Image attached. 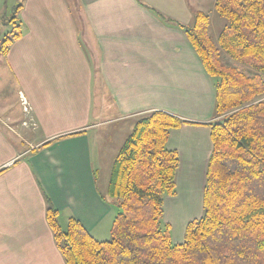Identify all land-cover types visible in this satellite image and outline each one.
Returning a JSON list of instances; mask_svg holds the SVG:
<instances>
[{"label":"crops","instance_id":"crops-1","mask_svg":"<svg viewBox=\"0 0 264 264\" xmlns=\"http://www.w3.org/2000/svg\"><path fill=\"white\" fill-rule=\"evenodd\" d=\"M200 1H26L22 37L0 65V264H66L47 199L63 229L74 218L107 238L115 202L98 188L99 148H121L156 111L192 123L169 136L180 162L165 214L184 234L203 215L215 81L180 26L204 12Z\"/></svg>","mask_w":264,"mask_h":264},{"label":"trees","instance_id":"trees-1","mask_svg":"<svg viewBox=\"0 0 264 264\" xmlns=\"http://www.w3.org/2000/svg\"><path fill=\"white\" fill-rule=\"evenodd\" d=\"M215 10L228 22L217 41L204 12L192 26L180 25L215 81L202 217L187 225L183 242L173 243L164 202L176 194L180 160L167 143L173 130L192 123L149 113L136 122L112 166L109 240L95 239L74 218L63 229L47 199V220L66 264H264V0H216ZM21 37L15 24L0 54ZM223 55L250 74L225 64Z\"/></svg>","mask_w":264,"mask_h":264},{"label":"rangeland","instance_id":"rangeland-1","mask_svg":"<svg viewBox=\"0 0 264 264\" xmlns=\"http://www.w3.org/2000/svg\"><path fill=\"white\" fill-rule=\"evenodd\" d=\"M27 0H0V49L1 45L4 42L5 38L7 36H12V33L14 32V26L15 24H20L21 25V31L24 28V22L21 17V11L23 10V7L25 6ZM70 2H74V0H70ZM200 2L202 3V9L204 13L210 16L211 18V27H210V36L214 41H217L218 36L220 33L223 31V29L227 26L228 22L226 19L221 17L215 10V7L213 5L214 0H201ZM22 4V9L17 11L18 5ZM14 15L17 16V19L13 22L12 19ZM193 24H191L192 26ZM223 61L227 65H233L236 66L239 70L247 72L250 74L248 68L241 66L237 62L233 61L226 55H223ZM3 57L0 54V65L3 64ZM26 112V111H25ZM100 147V146H99ZM122 147V146H121ZM111 148V149H110ZM103 149H106L108 151H104ZM110 149V150H109ZM100 154L103 156V165L100 169V173L97 176L98 179V188L100 193L103 194L107 199L113 200L108 196V184H109V179L111 176V170L113 163L120 151L119 146L117 145L115 148V145H112L111 143L109 145H104L99 148ZM116 151V152H115ZM114 155V156H113ZM116 202L115 200H113ZM202 216L199 218L195 216L193 220L200 219ZM169 219V223L172 224V240L173 243L178 244L183 242L184 239V229H185V224H181L178 222H173L171 219V215L164 214V219L163 222L167 223ZM192 221V220H191ZM65 229V228H64ZM107 238H103L101 240L106 241L111 238V234H108Z\"/></svg>","mask_w":264,"mask_h":264},{"label":"built area","instance_id":"built-area-1","mask_svg":"<svg viewBox=\"0 0 264 264\" xmlns=\"http://www.w3.org/2000/svg\"><path fill=\"white\" fill-rule=\"evenodd\" d=\"M22 104L24 106V110L28 113L29 112V109H28V103H27V101L23 99L22 100Z\"/></svg>","mask_w":264,"mask_h":264}]
</instances>
